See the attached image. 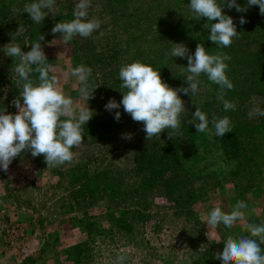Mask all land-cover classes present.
I'll list each match as a JSON object with an SVG mask.
<instances>
[{
	"label": "rangeland",
	"instance_id": "rangeland-1",
	"mask_svg": "<svg viewBox=\"0 0 264 264\" xmlns=\"http://www.w3.org/2000/svg\"><path fill=\"white\" fill-rule=\"evenodd\" d=\"M32 2L0 0V110L16 113L13 101L20 94L12 78L13 58L3 46L14 36L13 42L23 47L25 38L35 42L41 34L47 62L64 93L77 106L89 105L94 116L83 126L84 141L72 149L71 162L47 168L43 155L24 152L7 172L0 170V207L4 201L19 209L2 213L0 222L21 223L25 217L27 225L28 217L31 226L13 246L17 264H117L120 255H127L124 264H222L215 257L228 236H250L249 223L264 224V116L248 117L253 108L264 110V15L259 6L237 12L225 5L239 35L230 47L220 48L208 40L204 25L210 22L196 18L191 0H91L88 18H98L100 29L68 43L51 29L74 18L79 0H56V14L39 24L24 12ZM236 2L247 6V0ZM21 25L24 30L16 36ZM175 43L185 44L189 54L202 43L213 54L231 57L227 75L234 87L225 90L224 100L235 108L224 110L223 100L217 99L219 86L202 74L194 96L180 93L185 110L174 138L166 129L147 140L143 124L134 122L123 106L108 111L105 105L122 100L126 89L120 88L119 70L137 60L159 70L171 87H187L188 61L171 55ZM22 50L31 49L25 45ZM80 64L92 69L89 83L96 89L89 101L80 97L81 85L70 74ZM198 107L210 121L208 132L195 127ZM115 112L121 113L119 121ZM225 116L232 132L245 139L240 166L225 157L211 123ZM125 133L132 139L122 138ZM240 200L248 205L243 220L231 229L221 224L209 231L210 211L220 206L230 213Z\"/></svg>",
	"mask_w": 264,
	"mask_h": 264
},
{
	"label": "clouds",
	"instance_id": "clouds-1",
	"mask_svg": "<svg viewBox=\"0 0 264 264\" xmlns=\"http://www.w3.org/2000/svg\"><path fill=\"white\" fill-rule=\"evenodd\" d=\"M55 3L56 0H34L25 4L24 12L39 24L49 13L56 14ZM225 5L229 9L235 8L237 12H246L248 7L259 6L260 14L264 15V0H247L246 7L237 4L236 0H223V4L219 0H191L190 8L196 18H206L212 22L210 26L206 23L204 27L210 30L208 40L220 48L230 47L239 35L233 17L224 12ZM90 7L91 0H79L74 8V18L56 23L51 32L60 34L65 43L77 35L85 38L91 36L100 29L101 21L95 17L88 18ZM246 22L243 16L239 20L241 25ZM23 30L21 25L15 35L20 36ZM14 40L13 36L12 42L3 46L2 51L13 58L12 78L20 88V94L13 101L18 110L16 113H8L5 108L0 110V170L7 172L13 160L24 152H30L34 158L43 155L47 168L59 167L73 160L72 149L84 141L83 126L93 118V110L89 105H75L73 99L64 93L40 43L45 40L44 35L38 34L35 42L25 38L23 47L29 45L31 49L27 52ZM171 55L187 58V87H171L162 79L159 70L137 60L121 66L119 70L122 81L120 88L126 89L121 91L122 100L117 102L110 99L105 105L108 111L123 106L124 112L134 122L143 124L142 130L147 140L160 136L166 129L172 130L168 131L169 139L174 138L181 126V113L185 110L180 93L194 96L199 90L202 74L219 86L217 99L223 100L224 110L235 108L233 103L224 100L225 90L234 87L227 75L229 65L226 61L231 59L229 55L219 51L213 54L202 43L197 45L194 54H189L185 44L175 43ZM33 73L38 75L33 78ZM70 74L81 85L78 90L80 97L86 101L94 98L96 87L89 83L92 69L80 64L72 68ZM256 115L264 116V110L256 107L248 113L250 119ZM193 117L199 121L195 123L198 132L210 131V121L199 107ZM120 118L121 113L115 112V119L119 121ZM211 123L216 136L223 137L232 132L231 121L227 116L213 117ZM132 135L125 133L122 138L130 140ZM247 207L243 200L238 201L230 213L222 211L220 206L214 207L206 221L209 231L221 224L231 229L237 221L243 220L242 210ZM209 231L206 233L208 237ZM247 231L250 236H228L222 252H218L215 259L222 261V264H264V224L249 223ZM126 259L127 255H120L117 264H124Z\"/></svg>",
	"mask_w": 264,
	"mask_h": 264
},
{
	"label": "crops",
	"instance_id": "crops-1",
	"mask_svg": "<svg viewBox=\"0 0 264 264\" xmlns=\"http://www.w3.org/2000/svg\"><path fill=\"white\" fill-rule=\"evenodd\" d=\"M1 176H4V172H0ZM1 181V177H0ZM28 197V195H27ZM3 201V200H2ZM8 205L3 201L2 207H0L1 212L0 215L2 216V213H5L4 216L8 213H13L14 209H18V207L15 205ZM19 210V209H18ZM16 213V212H15ZM20 212H18L19 215ZM3 217V216H2ZM19 219V217H18ZM22 221L21 223L18 222H8L6 220H3L0 222V264H17V255L13 252V246H19V235H14L12 233V228H21L23 235H25V232L27 229H30L29 220L27 217V225L25 223V217H21L19 219ZM29 231V230H28ZM11 246V247H10ZM17 248V247H16Z\"/></svg>",
	"mask_w": 264,
	"mask_h": 264
},
{
	"label": "trees",
	"instance_id": "trees-1",
	"mask_svg": "<svg viewBox=\"0 0 264 264\" xmlns=\"http://www.w3.org/2000/svg\"><path fill=\"white\" fill-rule=\"evenodd\" d=\"M214 22H218V21H214ZM211 23L212 22H210V24ZM209 32H208V35H209ZM262 43L263 44L261 46L264 47V38L262 39ZM244 143H245V139L242 137V134L238 132L226 133L220 139L221 149L225 157L228 160L236 161L239 166L242 164L243 159L245 157ZM193 175H196L195 172H193Z\"/></svg>",
	"mask_w": 264,
	"mask_h": 264
},
{
	"label": "built area",
	"instance_id": "built-area-1",
	"mask_svg": "<svg viewBox=\"0 0 264 264\" xmlns=\"http://www.w3.org/2000/svg\"><path fill=\"white\" fill-rule=\"evenodd\" d=\"M12 233L19 236L23 234L21 228H12Z\"/></svg>",
	"mask_w": 264,
	"mask_h": 264
}]
</instances>
